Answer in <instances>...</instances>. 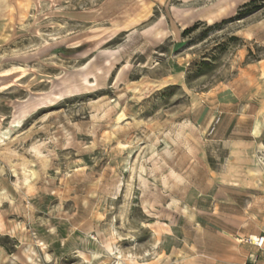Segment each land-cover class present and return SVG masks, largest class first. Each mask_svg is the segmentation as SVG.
<instances>
[{"label": "rangeland", "instance_id": "obj_1", "mask_svg": "<svg viewBox=\"0 0 264 264\" xmlns=\"http://www.w3.org/2000/svg\"><path fill=\"white\" fill-rule=\"evenodd\" d=\"M249 1L0 0V264H264Z\"/></svg>", "mask_w": 264, "mask_h": 264}, {"label": "built area", "instance_id": "obj_2", "mask_svg": "<svg viewBox=\"0 0 264 264\" xmlns=\"http://www.w3.org/2000/svg\"><path fill=\"white\" fill-rule=\"evenodd\" d=\"M244 242L254 245L261 251V255L264 261V235H255V236H249L243 239Z\"/></svg>", "mask_w": 264, "mask_h": 264}, {"label": "trees", "instance_id": "obj_3", "mask_svg": "<svg viewBox=\"0 0 264 264\" xmlns=\"http://www.w3.org/2000/svg\"><path fill=\"white\" fill-rule=\"evenodd\" d=\"M257 2V0H250L249 2H246L245 4H243V6L240 7V14L239 16L247 13L248 11L250 12L251 10V6L254 5ZM248 10V11H247ZM238 19H241V17H239ZM190 29L187 30V32H189Z\"/></svg>", "mask_w": 264, "mask_h": 264}, {"label": "bare ground", "instance_id": "obj_4", "mask_svg": "<svg viewBox=\"0 0 264 264\" xmlns=\"http://www.w3.org/2000/svg\"><path fill=\"white\" fill-rule=\"evenodd\" d=\"M101 36H103V35H101Z\"/></svg>", "mask_w": 264, "mask_h": 264}, {"label": "crops", "instance_id": "obj_5", "mask_svg": "<svg viewBox=\"0 0 264 264\" xmlns=\"http://www.w3.org/2000/svg\"><path fill=\"white\" fill-rule=\"evenodd\" d=\"M247 237H249V236H247Z\"/></svg>", "mask_w": 264, "mask_h": 264}]
</instances>
